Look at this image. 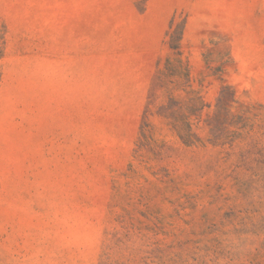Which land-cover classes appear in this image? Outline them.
I'll return each mask as SVG.
<instances>
[{
	"label": "rangeland",
	"instance_id": "obj_1",
	"mask_svg": "<svg viewBox=\"0 0 264 264\" xmlns=\"http://www.w3.org/2000/svg\"><path fill=\"white\" fill-rule=\"evenodd\" d=\"M0 264H264V0H0Z\"/></svg>",
	"mask_w": 264,
	"mask_h": 264
}]
</instances>
